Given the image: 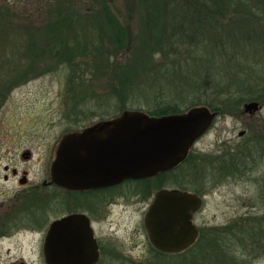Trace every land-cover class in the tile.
Listing matches in <instances>:
<instances>
[{
	"label": "rangeland",
	"instance_id": "1",
	"mask_svg": "<svg viewBox=\"0 0 264 264\" xmlns=\"http://www.w3.org/2000/svg\"><path fill=\"white\" fill-rule=\"evenodd\" d=\"M5 1L0 0V4ZM99 1H13L18 5L16 11L18 16L14 20L15 24L20 27L21 33L26 30L39 32L48 27L52 28L58 22H64L68 19L67 15L71 14L74 15L72 21L78 23L80 27L79 30L75 31L77 36L78 33L81 34L78 38H81L83 33L86 43L80 41L76 44L72 43L70 46V48L80 50L77 52L78 55L84 56L78 59V64L75 66L65 65L67 61L64 60L65 62H63L59 58H54L53 61L47 60L46 64H41L36 72L24 77L1 99L3 102L0 107V171H3L8 164L16 165L21 169L26 166L32 170L33 174L39 173L44 168L43 159L47 156L49 148L52 147L58 132L61 130L55 118L61 114L62 99L65 90H68L66 80L69 76L75 75L73 71H77L73 90L77 92V95L82 96V119L86 122H96L102 116L115 115L125 99L119 82L123 76L127 78L130 75L141 73V66L136 63L138 61L141 63L143 59V54H141L143 51L139 47L149 45L148 40L143 39V36L136 39L139 35L140 18L145 14L141 10V4L140 9L138 8L141 0H106L105 6L107 8L104 7L103 0L101 3ZM148 1L142 0L144 3ZM61 4L73 8L77 6L79 9L61 12L57 10ZM95 16H106V21H109L110 25L112 22H116L114 24L119 27L117 31L121 30V32H116L114 40L106 35H101L98 38L95 36L96 41L92 40L95 42H91L89 39H93L92 36L94 35L89 32L90 37H86L87 32L84 28L87 22L90 25L96 23ZM84 22L85 24H83ZM156 59L159 60L160 58L157 56ZM90 63L91 65H89ZM94 70L98 72L97 78H95ZM82 79L83 82L85 81L86 89L82 88ZM126 102L128 106L134 105L128 99ZM256 115L254 117L250 113H246L244 109L228 108L216 120L211 132L199 142L197 149H205L206 153L212 154V151L217 148L218 140L221 139L222 141L227 138L240 140L239 133L244 129H249L250 133L241 141L254 147L255 142L252 141L251 136L260 131L256 123L259 121L264 123V107L261 112H256ZM47 120H51L52 131L48 125H45ZM25 149L32 151L33 159L24 163L22 158L19 159V156H22ZM257 164L264 169V160L257 161ZM236 183V181L227 185L221 183L213 196L205 198L203 208L197 216L199 227L205 228L208 224H222L226 217L233 216L238 212L236 209L238 207L234 206L235 204L231 200V193L234 191L245 198L244 205L246 206L239 208L240 213H246L247 217L252 219L246 221L245 234L248 237L264 234V223L262 225L257 224L253 220L255 217L264 218V202L261 199L260 188L253 181H246V184H241V186H237ZM15 186V181L6 183L0 179V192L2 193ZM168 188L178 189L174 185ZM115 195L116 197L111 201L102 200L100 214L97 215L99 220H96L95 227L98 236L109 237L119 253L122 252L121 254L125 257L124 264H189L188 258L158 257L152 253L149 238L143 225V219L151 200L145 201L141 196L134 195V189L128 187L118 189ZM2 200L3 197L0 195V201ZM88 208L82 205L85 212L86 210L90 211ZM28 243L27 240L23 241L18 238L16 240H1L0 264H14L20 261L22 256H25V260L31 264H44L43 258L27 256L30 253L24 250L25 248L29 250L30 243ZM232 249L242 251L245 249L249 250L250 255H259L252 259L246 258V261L250 259L252 261L248 264H264V253L262 256L260 255L262 247L259 249L255 247L246 248L242 245ZM207 255L209 256V254L200 253V256H204L206 260L208 259Z\"/></svg>",
	"mask_w": 264,
	"mask_h": 264
},
{
	"label": "trees",
	"instance_id": "2",
	"mask_svg": "<svg viewBox=\"0 0 264 264\" xmlns=\"http://www.w3.org/2000/svg\"><path fill=\"white\" fill-rule=\"evenodd\" d=\"M13 1L0 4V107L4 95L47 60L59 58L68 66L78 64L84 56L70 46L86 43L83 33L78 38L81 34L77 36L75 31L80 27L72 21L71 14L52 28L21 33L14 20L18 5ZM105 4L103 0L104 7ZM140 4L145 14L140 18L136 39L143 36L150 45L139 47L143 59L136 63L142 71L139 75L123 76L119 82L125 99L115 115L102 116L96 122L82 119V130L113 119L125 110L162 117L207 106L223 114L228 108L239 110L245 103L264 100V0H141L139 9ZM70 7L61 4L57 10L79 9ZM101 17L95 16L96 23L87 22L84 28L86 37H90L88 32L94 35L91 42L101 35L114 40L116 32H121L115 21L111 26L106 16ZM76 72L73 71L75 75ZM94 73L97 78V70ZM75 75L67 79L69 90L74 88ZM84 83L82 79V88L86 89ZM127 99L134 105L128 106ZM168 185H182L178 168L150 179L125 181L114 190L132 188L134 195L150 201L154 191ZM101 194L103 200L109 195L106 190ZM205 260L200 256L199 264H208Z\"/></svg>",
	"mask_w": 264,
	"mask_h": 264
},
{
	"label": "flooded vegetation",
	"instance_id": "3",
	"mask_svg": "<svg viewBox=\"0 0 264 264\" xmlns=\"http://www.w3.org/2000/svg\"><path fill=\"white\" fill-rule=\"evenodd\" d=\"M66 83L68 86V80ZM66 90L62 99L61 114L55 118L61 130L58 132L54 144L49 148L47 156L43 159L44 168L39 173L33 174L32 170L26 166L21 169L16 165L8 164L3 171H0L1 180L6 183L16 182L15 187L5 193L4 191L3 193L0 192L3 197V200L0 201V241L4 239L16 240L17 238L23 241L27 240L30 243L29 250L26 248L24 250L30 253L27 256L43 258L44 264H46L44 245L52 225L68 216L85 214L90 220V227L96 242L98 260L95 264H124L125 257L121 254L122 252L119 253L109 237L98 236L95 227L96 220H99L97 215L100 214L103 204L102 191H108L109 195L106 196L105 200L111 201L116 197L114 188L118 185L82 192V190L75 191L63 188L55 184L52 179V165L61 141L69 134L82 133V96L77 95V92L69 90V88ZM263 101L258 102L260 106L257 113L262 111ZM246 104L243 105L242 109ZM210 110L216 114L213 124L197 140L187 158L177 166L178 181L182 184L178 189L190 192L203 200L201 208L194 213L192 218V223L197 231L196 240L184 250L169 253L154 248L149 239L150 248L154 256L188 258L189 264H199L200 253L209 254V256L207 255L208 264H248V262H252V258L259 255H250L249 250L244 249L242 251L232 248H238L242 245L246 248L255 247L259 249L262 247L260 252L262 256L264 253V234L252 235L251 237L245 234L246 221L252 219L247 217L246 213H240L239 208L246 206L243 196L234 191L231 193V200L235 204L234 206L238 207H234L238 209V212L233 216L226 217L222 224H208L205 228L199 227L197 216L203 208L205 198L213 196L221 183L227 185L236 181V185L241 186V184H246V181L256 182L264 202V169L257 164V161L264 160V123L260 121L256 123L260 131L251 136L252 141L255 142L254 147L241 141L250 133L249 129H244L239 133L240 140L227 138L221 141L220 139L212 154L206 153L205 149L198 150L197 145L211 132L216 120L221 116L220 112ZM243 114L245 113L243 112ZM251 115L257 116L256 112ZM48 121L45 125H48L52 131L51 120ZM20 158L23 159L24 163L31 161L33 159L32 151L25 149L22 156H19ZM256 175L257 178H255ZM82 205L89 207L90 211L86 210L85 212ZM144 220L145 218L143 219L145 228ZM253 220L257 224L262 225L264 223L262 222L264 218L255 217ZM24 257L22 256L20 261L14 264H31ZM246 258L251 259L246 261Z\"/></svg>",
	"mask_w": 264,
	"mask_h": 264
},
{
	"label": "water",
	"instance_id": "4",
	"mask_svg": "<svg viewBox=\"0 0 264 264\" xmlns=\"http://www.w3.org/2000/svg\"><path fill=\"white\" fill-rule=\"evenodd\" d=\"M259 106L250 102L244 110L253 114ZM215 118L207 106L162 117L125 110L65 136L52 165L53 182L83 192L154 178L177 168ZM202 203L200 197L179 189L157 191L144 220L153 247L172 253L193 244L197 231L192 218ZM44 254L46 264H95L98 252L89 218L71 215L55 222Z\"/></svg>",
	"mask_w": 264,
	"mask_h": 264
}]
</instances>
